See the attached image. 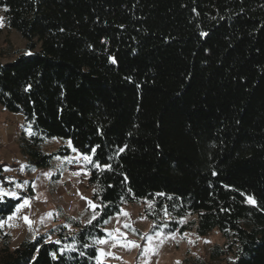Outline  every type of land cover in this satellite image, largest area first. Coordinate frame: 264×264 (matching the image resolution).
Returning <instances> with one entry per match:
<instances>
[{"label":"trees","instance_id":"trees-1","mask_svg":"<svg viewBox=\"0 0 264 264\" xmlns=\"http://www.w3.org/2000/svg\"><path fill=\"white\" fill-rule=\"evenodd\" d=\"M0 11L25 41L0 52L11 60L0 108L31 132L17 139L26 172L87 155L97 204L91 224L66 218L16 248L0 226V264H98L104 221L140 201L151 232L217 231L210 261L264 264V0H0ZM23 197L0 195V221Z\"/></svg>","mask_w":264,"mask_h":264},{"label":"rangeland","instance_id":"rangeland-1","mask_svg":"<svg viewBox=\"0 0 264 264\" xmlns=\"http://www.w3.org/2000/svg\"><path fill=\"white\" fill-rule=\"evenodd\" d=\"M0 18H2L1 11ZM5 40H8L12 50H22L25 46V41L16 31L8 32L2 26L0 27V52L8 50ZM8 61L11 60L0 56V64ZM23 131L26 134L29 133L21 116L5 112L0 108V163L8 169L5 171L8 181L11 182L9 188L0 186V192L15 193L17 197H23L22 194L26 192L28 183L33 190L32 197H23L18 205L23 204L25 199L29 201V204L16 213L11 220L7 219L3 223L2 227L11 239V248H16L25 237L33 239L56 224H65L66 218L86 223L92 218L94 212L89 201L97 206L91 199L92 189L87 185V166L90 162L84 161L83 156L74 151L68 157L54 158L49 168L26 172L25 161L17 146V139ZM59 145H61L59 140H53L46 143L44 150L51 152ZM57 175L58 177L55 178ZM6 196L13 198L11 195ZM147 206L148 204L142 201L124 205L119 214L108 221L104 227L105 237L103 238L107 243H98L99 262L222 264L220 261L212 262L209 259V250L212 246L223 243L220 233L213 231L205 237H197L191 231L181 235L151 232V225L143 214ZM123 212L129 213L130 216H124ZM95 213L97 215L96 208ZM24 216L31 221V227L23 219ZM125 224L130 227H124ZM133 228L136 229L135 233L132 231ZM109 233L113 235L109 236ZM157 233L160 235L157 236ZM146 236H153L151 248L154 249L147 253L144 252V248L148 246ZM49 240L54 241V238ZM129 241L135 242L139 247H124L123 245Z\"/></svg>","mask_w":264,"mask_h":264},{"label":"snow or ice","instance_id":"snow-or-ice-1","mask_svg":"<svg viewBox=\"0 0 264 264\" xmlns=\"http://www.w3.org/2000/svg\"><path fill=\"white\" fill-rule=\"evenodd\" d=\"M5 10H6V9H5ZM2 26H3V18H0V27H2ZM202 35H206V33H202ZM29 133L31 134L30 130H29ZM123 150H124V149L121 148V149H119L118 151H123ZM83 159H84V161H86V162L95 163V162L91 161V158H90L89 156H87V155L83 156ZM95 166H96V167H104V168H109V169H110V165H103V166H101V165H99V164H95ZM5 170L7 171L8 169H5ZM0 195H11V196H13V198H18V197L16 196L15 193L0 192ZM249 202H252V201H249ZM28 204H29V201H28L27 199H25V200L23 201V204L17 206V208H16V212H14L12 216H9V217H8V220H11V219L13 218V216L16 215V213L20 212L21 209H22L24 206H27ZM89 205H90V207H92L93 210H94L92 218L88 221V223L91 224V223H92V220H95V219H96V213H95L96 205L92 204L91 201H89ZM49 215H50V214H49ZM123 215H124V216H130V214L127 213V212H123ZM23 219L25 220L26 223L29 224V227H31V221H29V218H28L27 216H24ZM104 222H105V223H108L107 220H105ZM3 223H4V221H0V226H3ZM9 226L11 227L12 225H9ZM124 227L127 228V227H130V225L125 224ZM117 231H118V230H117ZM132 231H133V233H135V232H136V229L133 228ZM112 235H113V233H109V236H112ZM156 235L159 236L160 233H157ZM146 239H147V242H148V246L144 248V252L147 253V252H149V251H154V249L151 248V242H152V240H153V236H146ZM96 242L99 243V244H105V243H107V241L104 240V239H98ZM162 242H163V241H161V243H162ZM117 243H119V241H117ZM114 246H115V245H114ZM123 246H124V247H132V246L139 247V245H136L135 242H131V241L126 242ZM69 250H74V249H72V246H69ZM81 254H83V253H81ZM53 255H54V254H53ZM114 258H115V257H114ZM97 260H98V264H99V258H97Z\"/></svg>","mask_w":264,"mask_h":264}]
</instances>
